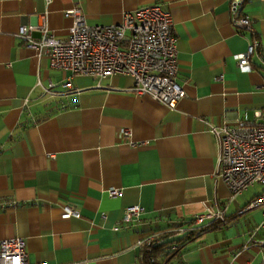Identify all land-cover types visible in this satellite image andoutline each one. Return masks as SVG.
<instances>
[{
  "label": "crops",
  "instance_id": "obj_1",
  "mask_svg": "<svg viewBox=\"0 0 264 264\" xmlns=\"http://www.w3.org/2000/svg\"><path fill=\"white\" fill-rule=\"evenodd\" d=\"M152 2L0 0V240H24L31 263L139 264L143 238L179 239L177 227L220 208L227 223L197 232L165 264H260L263 210L236 215L260 192L254 185L231 200L208 124L232 125L264 109V71L254 59L240 70L234 59L252 36L264 47V0L242 5L252 36L232 26L230 0L160 1L172 16L176 82L185 92L172 109L135 95L131 77L55 70L16 37L19 27L45 20L66 39L72 8L90 26H109ZM133 205L144 209L139 221L120 224ZM65 208L79 217L62 219Z\"/></svg>",
  "mask_w": 264,
  "mask_h": 264
},
{
  "label": "built area",
  "instance_id": "obj_2",
  "mask_svg": "<svg viewBox=\"0 0 264 264\" xmlns=\"http://www.w3.org/2000/svg\"><path fill=\"white\" fill-rule=\"evenodd\" d=\"M160 1L153 0L149 6L125 13L119 24L109 26H90L86 23V16L78 8H72L64 14L71 20L66 39L55 38L45 20L37 26L19 27L16 37L34 49L39 57H47L55 70L98 80L113 75L128 76L133 80L135 95L148 96L172 109L185 97V92L176 82L177 50L172 16L160 8ZM244 2L230 0L231 24L240 35L252 36L253 22L241 13ZM33 30L40 32L38 39L32 37ZM234 59L240 70L249 71L254 59L264 71V47L254 37L249 39L246 51ZM61 88L70 90V81L64 82ZM52 89L50 84L46 91L51 92ZM208 127L218 145L217 175L228 189L231 200L253 185L262 188L236 215L262 209L260 227L264 230V109L254 110L251 117L245 114L232 125L218 127L208 124ZM120 136L128 139L130 131L123 129ZM108 194L118 197L120 191L109 188ZM143 213L144 209L138 205L128 206L120 224H135ZM71 217L78 218L79 214L65 208L61 218ZM227 221L224 210L217 208L214 212L196 215L189 224L222 226ZM193 230L192 226H181L174 233L183 236ZM163 240L161 235H150L139 242V247L157 245ZM175 248L174 245L171 249ZM259 248L262 254L260 264H264V240L259 243ZM141 258L139 254V262ZM0 264L48 263L29 262L24 240L12 238L0 240Z\"/></svg>",
  "mask_w": 264,
  "mask_h": 264
},
{
  "label": "trees",
  "instance_id": "obj_3",
  "mask_svg": "<svg viewBox=\"0 0 264 264\" xmlns=\"http://www.w3.org/2000/svg\"><path fill=\"white\" fill-rule=\"evenodd\" d=\"M191 225L192 224H188L187 226ZM214 225L215 224L209 225L208 227H200L197 230H193L192 232H187L179 239L167 240L166 237H163L164 240L160 244L142 247L140 249L142 258L139 264H165L168 260L177 256L184 245L192 240L197 232H203L204 230L211 228ZM174 245L176 246V248L175 250H172L171 248Z\"/></svg>",
  "mask_w": 264,
  "mask_h": 264
},
{
  "label": "rangeland",
  "instance_id": "obj_4",
  "mask_svg": "<svg viewBox=\"0 0 264 264\" xmlns=\"http://www.w3.org/2000/svg\"><path fill=\"white\" fill-rule=\"evenodd\" d=\"M254 189H255L256 192H261L262 191V188L260 186H258V185H255Z\"/></svg>",
  "mask_w": 264,
  "mask_h": 264
}]
</instances>
